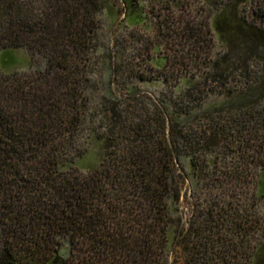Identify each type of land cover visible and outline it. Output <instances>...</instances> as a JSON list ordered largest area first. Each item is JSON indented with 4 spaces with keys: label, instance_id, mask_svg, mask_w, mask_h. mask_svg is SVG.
Instances as JSON below:
<instances>
[{
    "label": "trees",
    "instance_id": "obj_1",
    "mask_svg": "<svg viewBox=\"0 0 264 264\" xmlns=\"http://www.w3.org/2000/svg\"><path fill=\"white\" fill-rule=\"evenodd\" d=\"M229 1L181 27L156 14L155 27L179 34L177 43L194 51L212 33L247 57L239 60V85L227 87L239 89L233 106L191 108L201 96L188 86L184 106L153 104L147 116L139 92L126 87L116 88L122 98L90 108L103 0H0V264H168L194 228L178 210L186 177L174 162L184 152L195 175L213 149L236 150L259 168L263 188L264 0ZM121 2L123 22H145L133 0ZM240 3L246 13H238ZM17 51L27 67L7 70ZM103 56L115 76L123 60L116 63L108 47ZM225 59L217 58L209 75L227 86L234 75L219 68ZM248 60L260 73L248 70ZM151 61L154 69L167 62ZM87 122L91 130L82 139Z\"/></svg>",
    "mask_w": 264,
    "mask_h": 264
},
{
    "label": "rangeland",
    "instance_id": "obj_2",
    "mask_svg": "<svg viewBox=\"0 0 264 264\" xmlns=\"http://www.w3.org/2000/svg\"><path fill=\"white\" fill-rule=\"evenodd\" d=\"M103 2L105 7L97 17L96 44L100 52L93 54L87 90L92 110L102 109L105 101L113 96L122 98L117 87L137 90L147 108V116L155 111L153 104L166 106L168 111L173 105L178 109L184 106L180 103L190 101L188 86L196 88L201 96L200 101L188 103L191 108L198 103L201 109L233 106L239 89L227 87L233 82L239 85V75L245 70L240 61L247 57L212 33L204 39L203 45L195 48L196 52L191 50L190 43H177L179 34L165 33V28L158 32L155 27L156 14H160L159 20L166 18L168 24L172 22L181 27L183 21L190 20V25L192 19L221 11L229 0H133L134 7L146 16L140 25L123 22L121 0ZM247 10L241 3L237 7L239 14ZM163 33L167 36L163 37ZM153 46L158 49L153 50ZM107 47L116 51V63L123 60L120 67L123 68L115 76L110 73L109 60L103 56ZM223 56L226 59L219 68L227 75H234L228 78L227 86L220 84V78L210 76V66L214 67L213 62ZM16 57L18 62L7 70L27 67L28 59L23 51H17ZM155 57H163L166 64L152 68L150 62ZM247 65L250 72L260 73L257 61L248 60ZM142 76L146 80L140 79ZM93 119L97 126L100 118ZM90 130L87 122L81 129L82 139ZM236 152L222 146L213 149L211 157L204 158L206 163L195 175L187 153H181L174 162V168L186 177L180 185L178 210L184 225H189L191 217L194 228L184 237L183 244L168 254V264H264V185L260 188L259 168ZM263 177L260 181L264 182Z\"/></svg>",
    "mask_w": 264,
    "mask_h": 264
}]
</instances>
